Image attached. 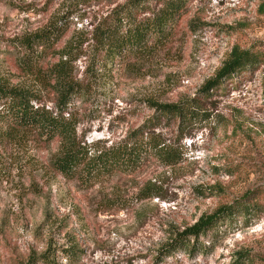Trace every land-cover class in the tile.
Returning <instances> with one entry per match:
<instances>
[{
    "label": "rangeland",
    "instance_id": "1",
    "mask_svg": "<svg viewBox=\"0 0 264 264\" xmlns=\"http://www.w3.org/2000/svg\"><path fill=\"white\" fill-rule=\"evenodd\" d=\"M128 1L0 0V82L33 90L52 107L41 75L20 68L19 41L59 23L66 27L60 40L35 55L46 68L73 45L72 72L86 89L69 108L86 142L119 140L154 113L151 101L198 96L209 117L180 141L179 164L150 157L131 174L114 172L89 186L54 169L59 139L0 121V264H264V66L201 93L232 46L264 52V0H180L165 44L84 75L80 54L91 51L92 27ZM162 1L146 0L134 18L152 16ZM176 130V122L163 128L170 139ZM151 187L158 195L143 197ZM232 203L254 209L247 220L215 224L195 250L165 253L177 232Z\"/></svg>",
    "mask_w": 264,
    "mask_h": 264
},
{
    "label": "trees",
    "instance_id": "2",
    "mask_svg": "<svg viewBox=\"0 0 264 264\" xmlns=\"http://www.w3.org/2000/svg\"><path fill=\"white\" fill-rule=\"evenodd\" d=\"M146 0H130L123 4L118 13L108 22L100 21L91 29V51L81 52L86 55L84 75L107 69L113 63L123 64L127 58H140L168 40L176 16L182 11L184 2L180 0H163L162 6L153 11L152 16L137 20L132 13L141 7ZM65 26L55 23L52 27L26 35L19 45L24 50L19 66L26 72L41 75L47 83L54 100L52 107L43 103L33 90L24 86H8L0 82V121L11 128H18L40 135L44 141L59 139L60 152L52 165L62 176L80 180L84 185H92L103 176L114 172L131 174L150 157L162 166H175L184 160L183 146L180 141L196 128L202 119L209 117L201 110V98L198 96L183 99L174 103L151 101L150 108L154 113L147 117L136 129L131 130L109 146L86 142L77 135L75 112L69 105L85 91L82 78H77L73 70V45L68 44L60 51L58 60L46 68L36 54L37 49H50L60 40ZM82 44L78 45L81 48ZM80 46V47H79ZM77 48V49H78ZM264 66V52L250 48L232 46L227 58L216 71L214 77L206 82L201 93L203 97L218 87L231 75L244 70H256ZM202 97V98H203ZM177 124L174 138H166L164 126ZM164 125V126H163ZM157 196L152 190L143 197ZM254 209L247 204H225L214 212L201 216L192 225L177 232L167 246L165 253L176 250H195L198 238L219 222H228L234 215L247 220L249 211ZM194 243L190 244V240Z\"/></svg>",
    "mask_w": 264,
    "mask_h": 264
}]
</instances>
